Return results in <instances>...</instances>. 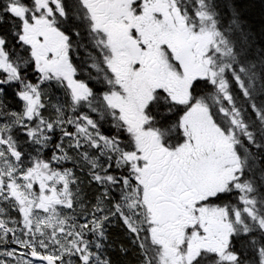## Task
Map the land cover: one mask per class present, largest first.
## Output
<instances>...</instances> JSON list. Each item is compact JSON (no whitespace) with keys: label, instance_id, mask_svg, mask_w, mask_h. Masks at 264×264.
<instances>
[{"label":"snow or ice","instance_id":"snow-or-ice-1","mask_svg":"<svg viewBox=\"0 0 264 264\" xmlns=\"http://www.w3.org/2000/svg\"><path fill=\"white\" fill-rule=\"evenodd\" d=\"M0 264H264V0H0Z\"/></svg>","mask_w":264,"mask_h":264}]
</instances>
